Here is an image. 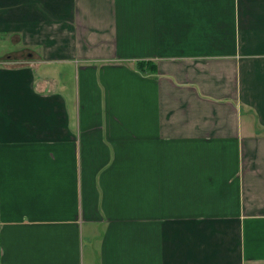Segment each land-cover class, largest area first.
Returning a JSON list of instances; mask_svg holds the SVG:
<instances>
[{
  "label": "crops",
  "instance_id": "1",
  "mask_svg": "<svg viewBox=\"0 0 264 264\" xmlns=\"http://www.w3.org/2000/svg\"><path fill=\"white\" fill-rule=\"evenodd\" d=\"M0 264H264V0H0Z\"/></svg>",
  "mask_w": 264,
  "mask_h": 264
},
{
  "label": "trees",
  "instance_id": "2",
  "mask_svg": "<svg viewBox=\"0 0 264 264\" xmlns=\"http://www.w3.org/2000/svg\"><path fill=\"white\" fill-rule=\"evenodd\" d=\"M142 65V64H141ZM140 65V63L138 64V67H142V68H144V69H146L147 68V66H145L146 65V63H144V66H141ZM149 65V64H148Z\"/></svg>",
  "mask_w": 264,
  "mask_h": 264
},
{
  "label": "rangeland",
  "instance_id": "3",
  "mask_svg": "<svg viewBox=\"0 0 264 264\" xmlns=\"http://www.w3.org/2000/svg\"><path fill=\"white\" fill-rule=\"evenodd\" d=\"M1 54H2V52H1Z\"/></svg>",
  "mask_w": 264,
  "mask_h": 264
}]
</instances>
